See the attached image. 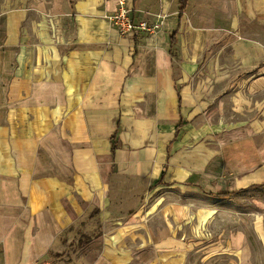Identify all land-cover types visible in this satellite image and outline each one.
I'll list each match as a JSON object with an SVG mask.
<instances>
[{
	"label": "crops",
	"instance_id": "obj_1",
	"mask_svg": "<svg viewBox=\"0 0 264 264\" xmlns=\"http://www.w3.org/2000/svg\"><path fill=\"white\" fill-rule=\"evenodd\" d=\"M126 2L157 29L120 35L115 0L6 14L0 264H232L248 248L223 204L264 185V0Z\"/></svg>",
	"mask_w": 264,
	"mask_h": 264
},
{
	"label": "rangeland",
	"instance_id": "obj_2",
	"mask_svg": "<svg viewBox=\"0 0 264 264\" xmlns=\"http://www.w3.org/2000/svg\"><path fill=\"white\" fill-rule=\"evenodd\" d=\"M149 1L151 0H145V2ZM66 2L67 0H0V49L3 48L4 20L9 11L24 9L32 18L44 16L59 19L66 15L62 9ZM151 23L156 25L154 32L159 23ZM53 28L56 30L55 25ZM223 206L235 208L233 216L225 221L229 224L228 228L244 231L248 241L246 251L237 253L235 261L231 263L264 264V187H252L242 191L238 196L225 201ZM190 261L189 264H224L226 262L222 256L219 259L204 261L193 257Z\"/></svg>",
	"mask_w": 264,
	"mask_h": 264
},
{
	"label": "built area",
	"instance_id": "obj_3",
	"mask_svg": "<svg viewBox=\"0 0 264 264\" xmlns=\"http://www.w3.org/2000/svg\"><path fill=\"white\" fill-rule=\"evenodd\" d=\"M115 1L116 9L109 19L116 26L120 35L135 31L153 32L156 27L155 24L148 23L144 20L139 21L138 23L134 22L131 15V9L127 5L126 0Z\"/></svg>",
	"mask_w": 264,
	"mask_h": 264
},
{
	"label": "trees",
	"instance_id": "obj_4",
	"mask_svg": "<svg viewBox=\"0 0 264 264\" xmlns=\"http://www.w3.org/2000/svg\"><path fill=\"white\" fill-rule=\"evenodd\" d=\"M185 3H186V0H180V2H179V11H180V14L182 13V11H183V9L185 7ZM175 33L176 32H174V34L171 37L172 38V42H174ZM261 187H264V185H262ZM226 195H227V193H221V194H219V196H226Z\"/></svg>",
	"mask_w": 264,
	"mask_h": 264
}]
</instances>
